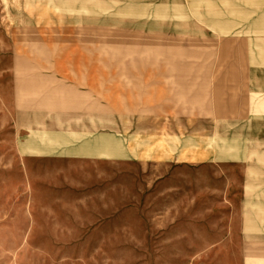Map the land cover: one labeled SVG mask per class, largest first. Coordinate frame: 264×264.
<instances>
[{
    "label": "rangeland",
    "instance_id": "374dc122",
    "mask_svg": "<svg viewBox=\"0 0 264 264\" xmlns=\"http://www.w3.org/2000/svg\"><path fill=\"white\" fill-rule=\"evenodd\" d=\"M0 264H264V0H0Z\"/></svg>",
    "mask_w": 264,
    "mask_h": 264
}]
</instances>
